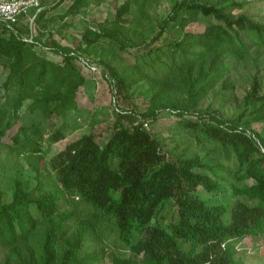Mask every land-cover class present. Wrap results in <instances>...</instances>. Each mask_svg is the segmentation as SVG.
<instances>
[{
	"label": "trees",
	"instance_id": "obj_1",
	"mask_svg": "<svg viewBox=\"0 0 264 264\" xmlns=\"http://www.w3.org/2000/svg\"><path fill=\"white\" fill-rule=\"evenodd\" d=\"M97 1L73 0L64 17ZM158 2L125 0L112 20L84 32L85 49L53 38L44 21L51 7L44 0L39 12L30 10L36 13L37 31L32 32L28 20L13 26L0 22V66L6 72L0 85V139L27 100L44 117L78 109L77 94L86 79L76 61L91 54V47L95 51L99 40L111 42L119 52L143 49L137 57L138 79H145L151 91L142 109L129 95L128 77L112 62L99 61L114 98L129 100L130 108L116 112L105 141L82 135L52 157L48 166L54 181L45 180L37 166L33 187L16 177L8 202H1L0 192L4 264H101L106 255L101 246L112 237L115 250H127L128 256L111 255L109 264H245L236 257L238 242L264 241V135L246 129L264 121V86L253 76L243 110L229 118L213 107L197 111L218 84L217 96L224 99L232 87L226 79L230 61L248 56L252 46L264 47V25L235 14L244 5L235 0H174L151 36L153 27L144 31L143 24H153L148 8ZM199 18L205 22L202 32L185 31ZM170 24L183 31L181 37L158 46ZM37 46L61 63L40 57ZM162 112L175 117L191 140L216 151L225 164L208 165L198 157L187 158L184 151L164 150L163 141L143 127ZM69 131L62 123L47 141H61ZM19 132L29 153L42 152L37 142L43 139L41 130L21 127ZM20 141L14 135V142ZM199 190L217 202L204 201ZM167 203L173 204L171 219L161 215ZM70 204L74 209H66Z\"/></svg>",
	"mask_w": 264,
	"mask_h": 264
},
{
	"label": "rangeland",
	"instance_id": "obj_2",
	"mask_svg": "<svg viewBox=\"0 0 264 264\" xmlns=\"http://www.w3.org/2000/svg\"><path fill=\"white\" fill-rule=\"evenodd\" d=\"M45 6L51 7L48 10L44 21L49 26L48 29L53 34V38L63 46L76 48L81 43V48L85 49L86 45L82 44V35L87 29L95 30L104 21L113 19L115 10L125 0H98L90 2L87 7L82 8L76 15L64 17V13L73 0H44ZM91 1V0H90ZM174 0H159L149 7V14L153 24H143V30H151V36L156 31V24L163 19ZM238 3H244L239 10L236 9L235 14L242 13L253 21L264 25V0H235ZM44 6V7H45ZM204 21L199 20L191 22L185 28V31L199 33L204 30ZM35 27V28H34ZM38 27V26H37ZM36 26L32 25V32L37 31ZM182 32L176 24H170L166 32L162 35L158 46L166 43L171 44L178 40ZM44 41V37L42 39ZM113 47V48H112ZM95 51L91 47V54H85L83 60H77L76 64L81 67V72L86 79L85 84L79 89L78 109L69 112L65 116H48L44 117L37 110H31L30 101H25L17 112L16 119H12V128L5 132L0 139V192L1 202H8L11 198V179L23 177L29 180L31 186L35 185L33 168L39 166L40 173L45 180L54 181V173L50 170L48 163L52 157L65 148V146L82 135L92 134L97 137V142H103L107 139L111 132V124L118 110L130 108L129 100L125 101L122 97L114 98V94L106 79L103 77L101 70L103 67L99 61L112 62L111 64L117 69L122 77H128V85H130L129 95L131 99L138 103L140 107L145 108L147 101L151 96L149 85L142 77L140 68L137 63V57L140 56L143 49H127L119 52L110 42L99 40L95 45ZM36 52L40 57L56 63H61V58L55 56L41 46L36 47ZM256 60V61H255ZM231 71L226 76L232 86L221 99L217 96L220 91V84L208 92L200 101L197 108L198 112H202L207 108H217L227 118L237 114L243 110V97L250 88V82L253 76H256L261 86H264V47L259 50L255 46L249 49V54L245 58L238 61L231 60ZM256 65V66H255ZM6 72L0 66V85L3 83ZM3 95V89L0 86V102ZM62 123H67L70 131L66 137L56 143H49L47 139ZM148 124V132L159 141H163L164 150L171 151L174 149L175 154L182 153L187 158L198 157L203 163L208 165L225 164L216 151L202 147L191 140L189 134L180 128L175 117L162 112L154 123ZM21 127L38 129L43 133V139L37 140L41 153L31 154L30 149L25 147V136L19 132ZM249 130H255L264 135V121L252 122L248 125ZM248 130V131H249ZM18 134L20 142H14V135ZM32 139L34 136L30 130L27 132ZM35 139H32V141ZM29 146V145H28ZM26 148V149H25ZM222 175L227 176V170H223ZM224 187H229V183L223 182ZM70 186V185H69ZM68 186V187H69ZM198 195L208 203H215L216 198L199 190ZM76 201V200H75ZM81 204V203H80ZM79 206L81 207L83 204ZM173 204L167 203L161 211V215H165L168 219L173 215ZM68 210L74 209L70 204ZM167 219V220H168ZM42 226L36 230V237L41 234ZM34 238L31 240L33 242ZM250 238H246L238 242L239 251L236 257L243 260L245 264H264V241L259 240L255 243ZM115 237L110 241H105L101 247L104 248L106 255L101 264H109L110 256L118 257L128 256L127 250H115ZM7 252L0 249V264H4Z\"/></svg>",
	"mask_w": 264,
	"mask_h": 264
},
{
	"label": "built area",
	"instance_id": "obj_3",
	"mask_svg": "<svg viewBox=\"0 0 264 264\" xmlns=\"http://www.w3.org/2000/svg\"><path fill=\"white\" fill-rule=\"evenodd\" d=\"M40 3L41 0H0V22L13 26L28 20L32 30L36 13L41 10ZM32 8L36 10L33 15L30 13ZM143 127L148 130L146 122L143 123Z\"/></svg>",
	"mask_w": 264,
	"mask_h": 264
}]
</instances>
